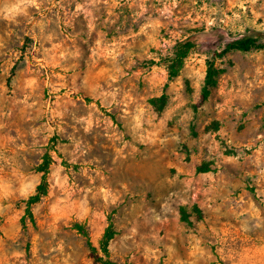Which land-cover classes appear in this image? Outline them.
I'll list each match as a JSON object with an SVG mask.
<instances>
[{
    "label": "rangeland",
    "instance_id": "rangeland-1",
    "mask_svg": "<svg viewBox=\"0 0 264 264\" xmlns=\"http://www.w3.org/2000/svg\"><path fill=\"white\" fill-rule=\"evenodd\" d=\"M245 36L264 0H0V264H264V51L217 57Z\"/></svg>",
    "mask_w": 264,
    "mask_h": 264
},
{
    "label": "trees",
    "instance_id": "trees-1",
    "mask_svg": "<svg viewBox=\"0 0 264 264\" xmlns=\"http://www.w3.org/2000/svg\"><path fill=\"white\" fill-rule=\"evenodd\" d=\"M196 47L195 37H189L183 42L178 43L175 46L172 57L167 60V69L169 72V79L172 80L176 78L180 71L183 68L184 61L189 56L191 51ZM264 51V39L262 37H240L230 41L225 50L217 55L218 58L222 59L226 54L230 52H240V53H251ZM208 67L205 77V83L201 94V103H204L208 100L211 95L212 90L217 86L218 78L222 74V70L216 68L215 63L208 61ZM164 98V96H162ZM161 99L151 100V104L155 107L160 106ZM50 163L46 160L43 165L39 168V171L42 173L41 183L37 187L33 196L30 197L28 201L27 214L30 217L32 223H34V218L31 213V206L40 202V200L47 194V174L49 172ZM183 220L189 222V216L185 208L181 209ZM114 233L111 228L107 231L104 239L102 241V250L105 255H108L109 243L112 240ZM93 264H116L111 261H104L102 257L99 256L97 250L93 248L92 252Z\"/></svg>",
    "mask_w": 264,
    "mask_h": 264
}]
</instances>
